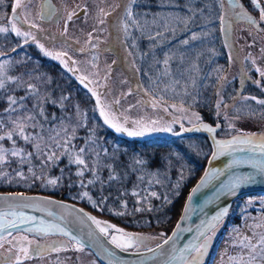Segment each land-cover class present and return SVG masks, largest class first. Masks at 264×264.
<instances>
[{"label": "rangeland", "instance_id": "374dc122", "mask_svg": "<svg viewBox=\"0 0 264 264\" xmlns=\"http://www.w3.org/2000/svg\"><path fill=\"white\" fill-rule=\"evenodd\" d=\"M42 1L31 0L26 9L18 10L21 23H17V27L31 31L36 37L27 43L24 42V38L17 37L11 32L8 17L13 15L11 3L14 0H5L7 10L5 6L0 5V16L3 17L0 20V27L9 29L8 33H0V52L4 53L0 55V62H8L6 69L8 75L21 77L25 82L23 88H17L16 83L8 82V90L6 92L0 90L2 92L0 99L5 102V108L8 107V95L17 98L18 103L14 106L17 108L20 104L27 106L28 101L32 105L35 103L32 97L23 101L19 99L26 96L27 83L37 85L41 94L51 93L55 99L52 88L48 90L41 80L37 81L36 76L32 79L33 71L42 63L38 58V55H41L47 57L48 65L55 62L66 70L75 83L80 84L94 99L96 107L99 100L100 106L106 111L114 112L119 120L122 121L126 116L129 121L127 127L131 126L133 120H141L144 123L157 121L159 126L170 124L172 127V132H147L143 136L134 137L160 139L164 135H188L181 137L182 141L192 143L196 142L194 140L196 138L190 135L199 134L194 130V126L208 124L196 119L200 95L194 92L195 81L207 82L212 75L210 70L214 68H206L208 63L214 62L211 57L223 58L228 65L225 82L229 80L231 83L236 79L237 88L226 104L227 107L222 110L220 126L213 127L219 129L218 134H214L215 138L228 141L233 137L255 134L253 143L261 142L260 137L264 136V105L257 103L259 98L245 99L246 94L244 95V87L247 84L260 86L264 83V79L257 71L264 70V53L261 52V49H264V21H260V12L264 7L259 0H256L255 5L252 0L249 5L245 3L247 0H137L132 5V10L142 30L128 21L127 35L119 23L121 17L127 21L123 7L125 0H52L56 5V13L48 21L42 20L39 15ZM117 4L121 7H116ZM151 4L155 7H151ZM70 12H74L75 15L68 20ZM104 13L111 15L105 16ZM242 13H247L257 23H250ZM25 15L38 27L31 28L29 24L22 23ZM220 17H223V24ZM101 20H104V23L101 24ZM157 32L162 35L156 37L155 41L148 38L150 35L156 36ZM193 33L199 39L192 41L190 37ZM185 39H189L190 43L184 45L182 41ZM38 44L43 45L44 51L53 55L66 53L61 56L65 64H62L60 59L45 55ZM13 48L16 50L12 51ZM165 54L169 56L167 65L163 62ZM229 56L232 57L231 62ZM246 57L248 59H245ZM18 68L20 72L16 70ZM217 69L221 70L220 67ZM80 78H83L84 83H81ZM92 92H96L97 96H93ZM60 97L59 92L57 99ZM117 100L119 103H115ZM154 100L158 101L156 107L152 106ZM173 104L175 108L171 107ZM43 107L45 114L46 104ZM181 107L187 111H179ZM165 108H168V111H165ZM97 109L100 113V107ZM181 125L185 130H182ZM118 134L130 137L126 133ZM201 135L199 138L204 139V135ZM10 143L7 146L0 141V144L9 149L13 147L11 141ZM23 215L28 217L26 214ZM234 216L238 217L232 223ZM16 219L17 215L14 216L13 213L0 215V223ZM16 222L20 223V216ZM261 224H264V194L256 193L237 198L229 206L221 221L207 235L210 239L204 244L199 264H233L232 258L236 260L242 258L246 262L250 250L242 247L241 241L245 237L249 238L252 244L257 245L258 252L260 247L257 243L258 234L264 232V227L258 226ZM37 227H45L48 230L40 234L35 231L27 233L24 231L26 228ZM120 229L125 233L148 237L140 242V247L133 245L127 249L131 251L149 249L168 237L151 239L161 236L153 231ZM108 231L114 233L115 230L109 228ZM11 233L13 236L27 235L29 239L35 238L43 246L55 243L62 249L67 248V251L61 250L58 253L46 251L42 256L25 260L24 264L94 263L91 251L84 247L83 251H75L76 243L50 226L33 224ZM254 233L257 235L254 236ZM2 236L12 238L7 236V233ZM108 237L110 239V236ZM247 242L245 240V243ZM190 259L191 257L186 261ZM255 264H264V260L257 256Z\"/></svg>", "mask_w": 264, "mask_h": 264}, {"label": "trees", "instance_id": "16d2710c", "mask_svg": "<svg viewBox=\"0 0 264 264\" xmlns=\"http://www.w3.org/2000/svg\"><path fill=\"white\" fill-rule=\"evenodd\" d=\"M259 2L264 7V0H259ZM5 3L4 0V4L1 6L6 7ZM245 3L249 5L250 0ZM151 7L155 6L151 4ZM175 14L178 15L177 12ZM38 58L42 62V67L40 65L33 71L32 79L36 76L39 77L37 81L41 80L42 83L50 81V84L45 86L48 90L53 89L56 100H58L59 92L61 96H68L69 99L65 101L63 109L58 104L46 103L47 112L45 111L43 116L38 115L39 109H33L32 103L28 101L27 109H23L20 113H12L13 118L17 115L36 116L43 127L44 141L41 143L43 147L44 143H52L48 140L49 135L55 136L56 132H60L61 137L65 136V133L61 131V119L64 120L65 125L69 123L75 125L78 106L83 116H86V120L82 116L83 126L76 129V139L72 141V144L75 146V151L84 147L85 140L94 129L95 143L92 147L95 151L87 153L85 158L89 167L99 161L97 175L100 179L94 184H88V180L94 179V176L92 171H85L82 186L81 178L75 175L77 166L69 165L67 156H63L56 166L49 164L43 168H41L40 161L34 157L31 165L27 163L20 165L16 162L18 157H9L12 161L10 166H0V172L8 173L6 179H0V192L20 191L50 195L76 203L91 216L108 221L128 231H153L160 236L163 233V238L167 237L181 212L188 191L203 172L211 153L208 139L205 136H203L204 139H200L199 137L202 135L197 133L190 135L196 138L194 139L196 142L192 141V143L182 141L181 137L188 135H164L160 139L154 137L153 139H139L119 135L104 124L94 99L80 84L75 83L73 77L69 76L70 74L66 70L55 62L48 65L47 57L38 55ZM211 58L214 62L208 63L206 68L214 67L210 70L212 75L204 83L196 80L194 92L198 96L200 95L196 115L200 117L201 121L216 127L221 122L222 110L237 88V80L235 79L231 83L229 80L225 82L228 67L226 60ZM217 65L221 70L217 69L219 68ZM16 70L20 72L19 68ZM244 90L246 97L264 100V83L260 86L247 84ZM218 100L222 101L219 107H217ZM4 106L5 102L0 99V115L6 119L8 114L4 113ZM217 113L219 114L217 115ZM69 117H71L70 122ZM32 123V121H28L29 127L26 128V132H39L40 128L33 129L30 126ZM50 129H54V131L50 132ZM71 131V127H68L69 134ZM218 131L219 129L214 134L217 135ZM2 143L7 146L11 144L8 140H4ZM16 146L26 149L28 152L33 151L32 145L26 144L19 137H16ZM105 149L107 154H105ZM60 151L62 149L57 150V155ZM137 160L144 161V163L136 164ZM29 167H32V172H29ZM61 169H64L63 173ZM16 171H22L25 179L16 176ZM110 173L116 179L109 180ZM141 176H143V180L139 179ZM57 177H60V180L55 185L48 183V180ZM70 184L71 186H69ZM85 192L88 193V196H83ZM133 192H136L137 195H133ZM151 192H156L157 196L152 197ZM105 197L106 199H104ZM145 197L148 198L145 199ZM93 202L97 205L96 207H93ZM138 208L141 210L136 211ZM116 213L123 214L117 215ZM237 217L234 216L231 222L234 223ZM92 257L93 264H101L93 254Z\"/></svg>", "mask_w": 264, "mask_h": 264}, {"label": "snow or ice", "instance_id": "6c2138e0", "mask_svg": "<svg viewBox=\"0 0 264 264\" xmlns=\"http://www.w3.org/2000/svg\"><path fill=\"white\" fill-rule=\"evenodd\" d=\"M137 0H125V3L123 5L124 7V16L127 17V21L124 20L123 17H121L119 23L122 24L123 31L125 35L128 34L129 24L128 21L131 22L132 25L137 26L141 28L142 26L139 25V21L134 18V12L132 10V5L135 4ZM31 3V0H14L13 3H11V11L12 16L8 17V22L11 24V32L15 33L17 37L24 38V42L27 43L28 40H35V35L28 30H21V28L17 27V23H21L20 21V15L18 14V10H24L28 7V5ZM252 3L255 5L256 0H252ZM4 4V0H0V5ZM116 7H121L120 4H117ZM103 12V10H101ZM73 15H75L74 12L68 13V20H71ZM105 16L111 15V13H104ZM248 21L252 24H256L257 21L254 20L251 16L247 15V13H242ZM3 17L0 16V20H2ZM221 23L223 24V17H220ZM260 21H264V9L260 12ZM22 23L29 24L31 28H37L38 25L35 22H30L27 19V16L25 15V19L22 21ZM100 23H104V20H101ZM66 31V29H65ZM9 29L7 27H0V33H8ZM162 33L157 32L156 36H149L148 38L150 40L155 41L156 37L161 36ZM192 41L199 39V37L193 33L190 37ZM89 40H91V33H89ZM184 45H187L190 43L189 39H185L182 41ZM42 52H44L47 56H52L53 59H60L62 64H65V61L61 59V56L66 55V53H56L53 55L51 52L44 51L43 45H37ZM18 47H22V45H18ZM16 49L13 48L12 51H15ZM83 51V49H81ZM261 52L264 53V49H261ZM0 55H4L3 52H0ZM232 57L229 56V60L231 62ZM245 59H248L246 57ZM169 61V56L165 54L164 58V64L167 65ZM75 63V61H73ZM253 63L255 61L253 60ZM7 65L8 62H0V90L3 92H6L7 89V83L8 82H14L16 83L17 88H23L25 86V82L22 80L21 77H14L7 74ZM71 70V69H69ZM257 71L260 74V77L264 79V70L257 69ZM30 79L31 75L29 74ZM39 79V77H37ZM81 79V83H84L83 78ZM44 85L50 84V81H44ZM87 87V85H85ZM27 89L28 92L26 93V96L20 97L19 99L21 101L25 100L28 97H32L35 99V103L33 104V109H39L38 115L43 116L44 115V107L43 105L46 103L51 104H58L62 109L65 107V101L69 99L68 96H61L59 100L53 99L52 94L45 92L44 94H41L39 91V88L37 85L32 83H27ZM15 91V89H13ZM89 91H92L89 89ZM187 94V93H186ZM0 95H2V92H0ZM93 96H97L96 92H92ZM219 95V93H217ZM235 99V98H234ZM245 99H253L255 100V97H246ZM8 101V107H6L3 111L4 113H7V118L5 119L4 116L0 115V141L8 140L11 141L13 144L12 148H5L2 144H0V166H5L12 163V161L9 159V157H18L17 163L20 165H23L25 163L31 165L32 164V158L38 159L40 161L41 168L48 166L49 164L56 166L57 163L61 160L63 156L68 157V164L72 165L75 164L77 166V172L75 175L77 177L81 178V185L83 186V176L85 171H92L94 179L88 180V184H94L97 180H99V176L97 175L98 169H99V161H96L93 163L91 167L87 164L86 161V154L89 152L95 151V149L92 147V145L95 143V131L94 129L91 130L89 137L85 140V146L80 147L78 151H75V146L72 144V141L76 139V129L83 126L82 123V116L83 114L80 112L79 107L77 106L76 109V123L75 125H72L69 123L68 125L64 124V120L61 119V131L65 133L64 137L60 136V132H56L55 136L49 135L48 140H50L52 143L47 144L44 143L43 147L41 146V143L44 141L43 136V127L37 120L36 116L34 115H25L20 116L17 115L15 118H13L12 113H17L18 111L22 109H26V105L20 104L19 108L14 107L17 105L18 101L17 98L13 95L7 96ZM115 103H119V101H115ZM158 101L154 100L152 102V106L156 107ZM222 103L221 100L217 101V107L220 106ZM257 103L264 105V100H257ZM97 107H100V115L103 117L104 124L108 125L110 128H113L118 133H126L130 137L134 136H143L147 132H157V131H163V132H172V127L170 124L165 126H159L157 121H151L150 123H144L141 120H133L131 121V126L127 127L126 125L129 124L128 118L125 116L123 117V120H119L114 112L111 110L106 111L103 107L100 106L99 100L97 101ZM172 108H175L176 106L173 104L171 105ZM225 107H227L225 105ZM165 111H168V108L164 109ZM179 111H187V109L181 107L178 109ZM219 113H217L218 115ZM195 115V113L193 114ZM55 119V117H53ZM83 118L86 120V116H83ZM69 122L71 121V117L68 118ZM197 120H200L199 116H196ZM28 121H32L33 123L30 125L33 129L40 128L39 132L36 133H29L26 132V128L29 127ZM175 123V121H173ZM9 125H11L9 127ZM231 126V125H230ZM68 127H71L72 131L69 134L68 133ZM219 127V125H217ZM182 130L183 126L181 125ZM203 129L207 131L208 133H214L216 131L215 128L210 127L208 124H198L194 126V130H200ZM54 131V129L49 130ZM175 135H179L180 133H174ZM16 137H19L25 141L26 144H31L33 151L28 152L26 149H22L19 147H16ZM255 139V134L250 135H243V136H237L233 137L232 140L228 141H220L216 140V150L213 151V157H215L218 153L224 154L233 144H253ZM39 141V142H37ZM260 143L257 145L262 153H264V136L260 137ZM62 149V151L59 152V155H57V150ZM105 154H107V150L105 149ZM144 161L137 160L136 164H143ZM229 167L232 165L229 164ZM110 167V166H109ZM259 170L261 172H264V163H261L259 166ZM32 167H29V172H32ZM64 169H61V172L63 173ZM34 175V173H33ZM210 175V171L208 169H205L204 177H202V183L205 178H207ZM16 176L20 177L21 179H25L24 173L22 171H16ZM8 177V173L0 172V179H6ZM39 178V177H36ZM116 179L115 176H113L111 173L109 174V180ZM140 180H143V176L139 177ZM254 179L253 176H247V177H238L236 181H234L231 185V190H234L238 188L242 183L250 182ZM60 180V177H57L53 180H48L49 184L55 185ZM74 183V182H73ZM101 183H103L101 181ZM151 183V181H149ZM71 186V184L69 185ZM200 185H197V188H199ZM197 189H193V192H195ZM234 194V192H233ZM15 197L20 198V202L17 204H10L13 208H23L28 207L29 205L26 203L27 201L33 200L35 198L32 197H25L22 193H15L13 194ZM133 195H137L136 192H133ZM150 195L152 197H156V192H151ZM83 196H88V193H83ZM148 197H145L147 199ZM43 199V198H42ZM91 200V197H89ZM106 199V197L104 198ZM189 200H191V196L189 197ZM50 203H60V202H50ZM251 203V201H249ZM61 206H63L61 204ZM97 205L95 202H93V207H96ZM141 209H136V211H140ZM151 210V209H149ZM81 213H83V209L79 210ZM185 211H187V206L185 208ZM226 211V210H225ZM117 215H121L123 213H116ZM13 215L15 216L16 213L13 212ZM85 216H88L87 213H84ZM20 216V223H27L34 219L33 217H25L23 213L21 212L19 214ZM88 219L92 221L93 224L96 225V227L99 229L100 233L104 236H110L109 243L114 245L116 248H119L121 250H127L128 248L135 245L136 247H140V242L144 239H148V237H141L139 235H134L131 233H125L123 229L116 228L114 225L107 224L106 221H100L97 220L94 216H88ZM216 219H219V216L216 217ZM43 222H41L42 224ZM260 227H264V224L258 225ZM19 228V224L16 221H4L0 223V230L5 228ZM113 228L115 231L114 233H109L108 229ZM177 228H179V225H177ZM47 228L45 227H37L35 229H29L26 228L24 231L32 232L35 231V233L40 234L42 232H47ZM60 231L63 232V229H60ZM65 235H68V233H64ZM163 233H161V237H151V239H159L163 237ZM176 233H173V236H175ZM257 235L254 233V236ZM7 236L12 237L11 239H8L6 236L0 235V249L3 251H0V264H24L25 260L32 259L33 257L42 256L46 251H53V252H60L61 250L67 251V248H61L56 246L55 243L49 244L47 246L41 245L35 238L29 239L27 235H19V236H13L11 232L7 233ZM203 236V242L195 247H193L189 255L191 257L190 261H185L184 264H199L200 257L203 255L204 250V244L208 242L210 239L209 236L206 234H202ZM258 241L259 244V251H256V244H252L250 242V239L245 237L244 240L241 241V246L244 248L249 249V259L245 262L243 259L236 260L235 258H232L233 264H255L257 256L261 258V260H264V232L258 234ZM73 240L75 241L77 247L74 249L75 251H83V245L82 242L73 237ZM172 240V237H168L163 240V244H168L169 241ZM245 240L248 242L245 243ZM7 245V247H6ZM163 245L158 244L157 247L161 248ZM151 251V249H149ZM188 251L187 246H185L184 249L181 250Z\"/></svg>", "mask_w": 264, "mask_h": 264}, {"label": "water", "instance_id": "95a60500", "mask_svg": "<svg viewBox=\"0 0 264 264\" xmlns=\"http://www.w3.org/2000/svg\"><path fill=\"white\" fill-rule=\"evenodd\" d=\"M55 13L56 5L52 0H43L40 3L39 15L42 20L52 19ZM197 132L206 136L211 146V153L203 172L188 191L181 212L168 235L172 240L166 245L163 241L158 243L163 245L161 248L157 247L158 244L149 248L151 251L149 249L125 251L116 248L109 243L108 236L101 234L96 225L88 219L91 215L76 203L46 194L20 191L0 192V215L15 212L17 215L15 221H17L18 215L22 212L34 219L27 223H18L19 228L2 229L0 235L43 222V225L50 226L63 235L65 232L68 233L65 236L70 240L74 241L73 237H75L81 241L83 247L91 251L101 264H184L190 257V250L203 240L202 234H209L224 217L234 200L244 195L264 194V172L258 167L264 163V153L257 147L258 143L233 144L224 154L218 153L213 157L217 140L215 132L208 133L202 128ZM229 164L232 166L229 167ZM205 169L210 171V175L202 183ZM247 176H253L254 179L231 190L232 183L238 177ZM197 185L200 187L197 188ZM193 189L197 190L193 192ZM15 193H22L25 197L35 199L26 202L28 207L13 208L10 204L20 202V198L13 195ZM190 196L191 200H189ZM186 206L187 211H185ZM80 209H83V213L79 211ZM217 216L219 219H216ZM60 229H63V232ZM173 233L176 235L173 236ZM185 246L188 251L182 252Z\"/></svg>", "mask_w": 264, "mask_h": 264}]
</instances>
